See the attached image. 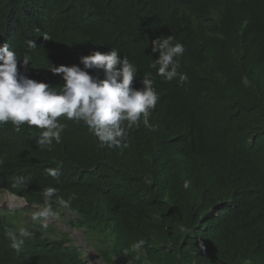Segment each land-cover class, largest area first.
Returning a JSON list of instances; mask_svg holds the SVG:
<instances>
[{
  "label": "trees",
  "instance_id": "16d2710c",
  "mask_svg": "<svg viewBox=\"0 0 264 264\" xmlns=\"http://www.w3.org/2000/svg\"><path fill=\"white\" fill-rule=\"evenodd\" d=\"M169 35L185 47L182 86L150 67L152 40ZM4 42L30 58L22 74L57 89L49 64L118 49L139 68L132 86L150 77L159 100L127 147L102 148L63 116L51 150L35 126H0V190L43 207L56 188L69 203L53 197V212H75L106 264H264V0H0ZM20 226L32 234L17 252L7 232ZM0 264L86 261L64 235L0 217Z\"/></svg>",
  "mask_w": 264,
  "mask_h": 264
},
{
  "label": "clouds",
  "instance_id": "9594fccd",
  "mask_svg": "<svg viewBox=\"0 0 264 264\" xmlns=\"http://www.w3.org/2000/svg\"><path fill=\"white\" fill-rule=\"evenodd\" d=\"M27 43L29 48L36 46L33 40ZM151 43V52L156 58L150 67L156 69V74L167 82L175 79L181 86L187 83L188 75L179 71L177 60L185 52L184 45L170 35L156 38ZM79 61L83 67L77 64L47 66L64 82L57 89L22 74L18 65L27 70L30 58L18 56L7 42L0 43V126L10 123L17 133L22 125L35 126L40 130L39 147L48 150L53 141H61L65 128L58 120L61 116L82 122L102 148L127 147L129 130L139 127L141 120L145 127H151L149 117L159 100L153 79L144 76L140 80L142 87L134 88L132 84L139 68L115 48L108 52L92 51L80 56ZM89 69L103 70L104 77L91 75ZM47 173L59 182V166L47 169ZM42 195L44 206L32 215V220L39 221L46 229L48 219L55 215L53 197L61 206H67L69 201L58 196L54 187L44 189ZM31 234L28 228L20 226L16 231L9 230L7 237L10 246L19 252Z\"/></svg>",
  "mask_w": 264,
  "mask_h": 264
},
{
  "label": "rangeland",
  "instance_id": "374dc122",
  "mask_svg": "<svg viewBox=\"0 0 264 264\" xmlns=\"http://www.w3.org/2000/svg\"><path fill=\"white\" fill-rule=\"evenodd\" d=\"M11 193L0 190V217H4L15 221L18 225H31L36 229H41L49 237H60L64 235L66 239H69V243L80 250L83 259L86 264H106L98 252L103 251L100 246V242L97 241V237L86 236L82 229L73 227L71 222L77 215L75 212L68 210H59L54 216L50 217L47 221L48 227L42 228L39 221L32 220V215L39 211L41 207L28 204L22 197L15 196L16 198L23 199L24 203H16L9 198ZM9 208L12 211H9ZM91 242H89L88 240ZM93 245V246H92ZM136 250V249H134ZM136 251L135 255H137ZM115 264H120L118 261Z\"/></svg>",
  "mask_w": 264,
  "mask_h": 264
},
{
  "label": "bare ground",
  "instance_id": "6f19581e",
  "mask_svg": "<svg viewBox=\"0 0 264 264\" xmlns=\"http://www.w3.org/2000/svg\"><path fill=\"white\" fill-rule=\"evenodd\" d=\"M9 198L12 199V200H14L16 203H24V200L23 199L16 198L13 195H9Z\"/></svg>",
  "mask_w": 264,
  "mask_h": 264
}]
</instances>
